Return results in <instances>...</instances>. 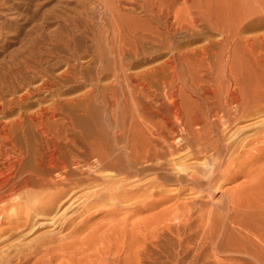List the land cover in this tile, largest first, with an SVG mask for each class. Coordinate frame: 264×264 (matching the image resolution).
I'll use <instances>...</instances> for the list:
<instances>
[{"label": "bare ground", "instance_id": "bare-ground-1", "mask_svg": "<svg viewBox=\"0 0 264 264\" xmlns=\"http://www.w3.org/2000/svg\"><path fill=\"white\" fill-rule=\"evenodd\" d=\"M78 2L84 7L54 16L75 30L80 22V39L71 28L53 26L48 37L36 30L0 72V219L8 211L46 215L83 189L71 208L83 213L109 203V214L125 207L136 214L166 192L178 198L189 191L184 209L123 240L128 254L110 260L223 264L215 255L228 248L235 264H264V222L241 215L248 212L236 210L233 196L220 212L206 211L202 200L238 171L227 164L241 154L227 152L236 130L221 147L210 116L222 114L226 136L233 123L264 114V22H246L239 0ZM254 24L260 31L247 36ZM210 29L220 36L205 35ZM61 43L62 55L53 47ZM261 123L253 144L264 139ZM2 259L12 263L9 254Z\"/></svg>", "mask_w": 264, "mask_h": 264}, {"label": "rangeland", "instance_id": "rangeland-1", "mask_svg": "<svg viewBox=\"0 0 264 264\" xmlns=\"http://www.w3.org/2000/svg\"><path fill=\"white\" fill-rule=\"evenodd\" d=\"M77 1L78 0H0V72L7 69V66L10 65L14 59L23 55L27 47L26 41L30 36L35 34L34 32L36 30L38 32L40 30L41 32L38 33V35H43L44 33L45 36L48 37L47 34L51 32L54 33V27L58 26L63 29H72L74 25H66L62 23V21L60 23V20H58L57 17L55 18L54 15L58 16L61 15V13L65 14V12H70L69 14H72L77 7L81 8L83 6V3H77ZM239 2L246 22L249 21L250 18H254V20L260 21L261 23L264 22V0H239ZM76 3L82 6L79 7ZM72 5H75V10L71 8ZM1 9H3V12ZM171 18L172 13L170 19ZM78 24L79 29L76 28V30H72L75 33V37L80 39V37L83 36V30H81L82 25H80V22ZM79 30L80 32H78ZM263 30L264 27L260 31L254 24L248 27L245 34L251 36ZM178 35L182 38L187 37L185 32H181ZM205 35H210L212 38L213 36L215 38L220 36L219 30L217 29H210ZM205 35H201V37L203 38ZM82 41L87 43L84 39ZM201 41L206 43L208 40H204L203 38ZM199 43L203 42L198 41L195 42L194 45H199ZM63 46L64 45L61 43L54 44L53 47H55L56 50L58 48L61 49L57 50V52L62 55L66 50ZM251 52L253 53L252 50ZM63 68L64 63L62 62L55 71H61ZM251 77L253 78V76ZM221 108L225 113L232 109L229 104L221 105ZM220 116H222L221 113L215 116L211 115L209 118V121L215 122V125L212 126L214 138L220 139V146L222 147L228 140L227 138L229 135L236 130V133L232 136L234 138L231 136L229 137V139H233V144L235 145H232L227 152L230 153L235 151V153L241 152V154L234 162L227 164L229 167L238 165V171L230 180L224 182L225 184L222 185V189L220 188L217 193L213 192L212 195L209 192H204L202 200L205 202V209L206 211H223L229 205L228 196H233L236 200V210L239 209L241 212H248L247 214L241 215H248L246 219L258 217L257 219H261L260 221L264 222V139H260L255 144L251 142L253 136L258 135L257 127L262 125L261 122H264V114L255 116L250 115L247 116L248 119H244L247 121L243 120L242 122L233 123L230 132H228V135L226 133V136L223 135V126H220V119L222 118H219ZM256 123H259L258 126ZM175 131L177 132V130ZM255 131L257 133H255ZM236 143L238 144L237 146ZM244 144L246 145L243 146ZM209 154L210 153L207 154V157L210 156ZM201 157V160L206 161L211 158L208 157L207 159L206 155L205 157L204 155ZM199 159L195 161H200ZM86 191L87 189L78 191V193H74L75 196L74 194L70 195L67 199V196H65L64 199H61L62 201L60 200L59 203L51 207L53 210L49 208L46 215L43 213L37 214V212H32L31 214L21 212L19 213L21 216H18V214H14L13 216L12 211L4 213L3 219H0V264L5 263L2 257H6L7 254L12 257L11 264L15 263L19 260L17 256L22 253L29 254L25 264H102L107 261L114 264L115 261L110 260V257L114 254H120V258L128 254L127 249H122L123 251L120 249L123 240H126L129 236L133 237V234H139L140 231L145 230L147 227L153 228L162 218L166 219L176 215V212L184 209L181 203L185 200H190L193 196L192 193L187 191L181 194L180 197L173 198L170 192H166L165 196L155 199V205L152 204L153 206L143 209L136 214L133 213L130 207H125L121 212L115 214L111 212V214H109L110 211L106 207L109 203H106L108 204L106 206L102 205V209H99L97 206L83 213L78 211L77 208H74V204L72 205L73 208H71L69 203L74 200L75 197L82 196ZM42 208L43 206H39L37 209L42 211ZM96 209L98 210L97 212ZM51 213L54 214L53 217L55 216V219L52 217ZM27 217L30 222H35L34 226H30L33 222L29 223V220L27 222L25 221ZM19 218L21 221L18 223ZM70 219L72 221H70ZM79 220L80 224L78 228L80 229L74 232V229L71 230V228ZM65 223L67 224L65 225ZM15 226L18 227L15 228ZM228 227V229H231L230 225H228ZM70 230L71 234L69 232ZM257 232H255V230L253 231L254 234ZM37 245H39V248ZM229 254H232V251L225 248L218 251V254L215 256L216 259L221 260L223 264L238 263L235 262V259H233L232 262L228 258L231 256ZM103 258L107 260L103 262ZM250 261H253V259H250L249 262Z\"/></svg>", "mask_w": 264, "mask_h": 264}]
</instances>
